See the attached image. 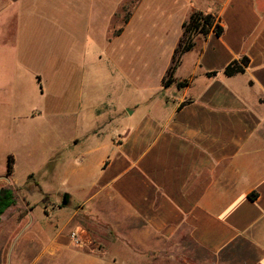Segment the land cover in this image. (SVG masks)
I'll return each mask as SVG.
<instances>
[{
	"label": "crops",
	"instance_id": "0c3cea01",
	"mask_svg": "<svg viewBox=\"0 0 264 264\" xmlns=\"http://www.w3.org/2000/svg\"><path fill=\"white\" fill-rule=\"evenodd\" d=\"M123 2L115 3L111 18L118 17ZM92 4L0 0V50L8 47L14 56L13 80L21 89L10 97V81L0 79L1 106L23 107L31 85L34 96L44 99L50 82L54 85L53 73H69L66 84L91 101L83 89L90 77L89 26L75 18L89 19L81 8ZM193 12L215 16L223 32L195 35L173 83L164 88L182 25ZM138 19L173 36L164 48L168 59L158 91L123 112L100 110L93 137L108 135L109 140L92 148L104 150L93 164L94 177L77 190L52 192L35 179L34 207L21 224L5 233L1 216L0 264L12 263L16 237L23 238L16 254L34 255L28 264H141L140 258L155 257L161 242L183 231L217 259L213 264H264V0H137L116 37ZM103 53L104 64L119 71L107 47ZM242 57L248 59L245 71L226 76L224 69ZM42 60L50 74L27 66ZM22 62L27 68L20 72ZM74 78L77 84L70 83ZM178 82L186 86L177 88ZM53 85L52 103H69L67 92L57 94ZM31 107L16 116L31 119L42 113ZM92 128L90 121L88 132ZM79 141L74 137L72 143Z\"/></svg>",
	"mask_w": 264,
	"mask_h": 264
},
{
	"label": "rangeland",
	"instance_id": "374dc122",
	"mask_svg": "<svg viewBox=\"0 0 264 264\" xmlns=\"http://www.w3.org/2000/svg\"><path fill=\"white\" fill-rule=\"evenodd\" d=\"M117 1L93 0L92 6L86 9L81 8L89 19L81 15L75 18V22L82 27L89 26L90 77L87 78L86 88L83 89L84 96H89L91 101L84 99L81 93V96L77 95L79 89L73 86L71 88L68 86L69 83L66 84L69 81V73L61 76L53 73L54 85L50 82L44 99L39 100L34 96L35 89L31 85L28 87L31 96L23 107L12 104L0 105V189L10 188L15 194V204L3 215L5 227L2 229L3 231L5 229V233H8L10 228L12 230L15 225L21 224L27 210L34 207L33 197L37 193L36 180L42 179L40 184L48 192L69 189L74 191L83 182L96 175L93 164L101 157L104 150L97 151L92 148L105 145L109 140L108 135H101L100 138L93 137L96 130L94 120L100 118L103 112L100 110H104L107 106L108 111L111 107L115 113L123 112L132 103L141 102L149 92H157L159 89L160 79L165 72L164 68L168 59L164 48L173 36L166 31L163 32L159 26L156 27L138 19L121 37H116L125 28L137 4V0H125L119 6L118 17L114 19L109 16V12ZM106 35H109L107 41ZM106 47L107 55L113 54L110 57L119 65V71L113 70L110 62L108 66L104 64L103 52ZM7 48L1 47L0 50V79L5 80V77L10 81V97H12L14 94L20 95L21 89L13 80L16 75L14 56L7 52ZM101 52L102 61L99 59ZM27 54L30 53L27 51ZM44 62L46 63L42 60L32 67L27 66L29 69L38 68L42 69L44 74H50ZM27 66L24 62L20 63L22 70L20 72H23ZM184 70L187 72V66ZM75 78L71 80V84H77L78 80ZM52 85L55 86L57 94L67 92V96H70L69 103H52L51 91L54 88L50 87ZM31 106L36 110L41 109L42 113L33 118L30 117L31 119L16 116L17 113H25L32 108ZM140 107L143 108V106ZM90 121L93 123V128L88 132ZM97 124L100 123L97 122ZM74 137H79V145H73ZM9 154L14 157L15 164L13 162L12 173L7 176L5 172ZM25 179L22 185H15ZM38 211L39 209L35 210V217ZM22 241L23 238L16 237L12 244L11 264H28L32 261L34 255L22 257L16 254ZM85 241H90L93 246L95 243L97 246L90 236H86ZM156 252L155 257L147 255L140 258L141 264H213L217 260L195 245L188 238L186 231L171 241L161 242V248Z\"/></svg>",
	"mask_w": 264,
	"mask_h": 264
},
{
	"label": "trees",
	"instance_id": "16d2710c",
	"mask_svg": "<svg viewBox=\"0 0 264 264\" xmlns=\"http://www.w3.org/2000/svg\"><path fill=\"white\" fill-rule=\"evenodd\" d=\"M214 31L215 35L220 36L223 32L222 26L219 24L218 19L210 14H204L202 12H193L188 21L182 25V37L174 50L173 61L171 66L166 72V79L163 80V87L167 88L173 83V73L180 62V58L183 53L189 51L193 46V37L195 35L206 36L210 31ZM248 66V59L242 57L239 60L231 62L225 69L224 74L226 76H232L235 74L243 73L245 68ZM211 73L209 75H214ZM186 86V82H178L177 88ZM13 170V159L8 156L6 162L5 174L9 176ZM251 199H255V196H250ZM15 204V194L10 188L0 189V218L4 212Z\"/></svg>",
	"mask_w": 264,
	"mask_h": 264
},
{
	"label": "water",
	"instance_id": "95a60500",
	"mask_svg": "<svg viewBox=\"0 0 264 264\" xmlns=\"http://www.w3.org/2000/svg\"><path fill=\"white\" fill-rule=\"evenodd\" d=\"M63 205H65L66 204V200L64 199V201H63V203H62Z\"/></svg>",
	"mask_w": 264,
	"mask_h": 264
}]
</instances>
